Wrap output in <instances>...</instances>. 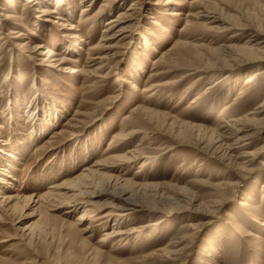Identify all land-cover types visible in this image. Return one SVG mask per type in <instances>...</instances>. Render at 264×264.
I'll use <instances>...</instances> for the list:
<instances>
[{
    "label": "rangeland",
    "instance_id": "374dc122",
    "mask_svg": "<svg viewBox=\"0 0 264 264\" xmlns=\"http://www.w3.org/2000/svg\"><path fill=\"white\" fill-rule=\"evenodd\" d=\"M4 1L0 147L22 151L14 173L21 197L37 201L60 185L72 190H61L63 196L38 206L22 202L15 212L4 214L0 264H264V228L256 222L264 221V153L257 158L258 170L248 174L234 165L235 158L226 155L225 160L224 149L211 141L212 130L225 119L245 115L247 103L254 110L264 100V92L260 100L242 95L248 70L242 63H226L221 55L225 46L244 44L253 34L232 27L264 30V0H149L144 10L142 4L136 7L133 26L121 43L91 56L108 20L127 12L135 0L116 5L106 0ZM45 8L56 12L49 23L41 17ZM85 8L89 12L83 13ZM72 27L76 29L70 31ZM33 30L39 38L30 37ZM30 38L46 46L43 53L51 49L54 58L32 55ZM107 54L112 59L101 64ZM62 59L68 60L69 70L80 66L107 77H74L57 66ZM222 63L221 70L206 71L208 65ZM8 74L16 77L12 83L4 82ZM121 76L134 78L141 91L130 85L119 88ZM7 106L11 110L3 114ZM29 112H34L31 119ZM136 115L141 122L136 123ZM196 127L205 128L200 136ZM65 132L79 136L65 141ZM253 143L251 151L264 145V137ZM134 151L133 163L119 161ZM3 158L0 154L4 166ZM91 167L99 172L97 185L88 189L94 198L72 199L83 188L70 184ZM114 179H120L118 184ZM125 180L136 186H126ZM231 181L240 183L235 197L218 212L200 216L207 220H197L196 211L219 197L218 185ZM117 197L136 202L139 212L114 215L121 205ZM69 198L90 204L66 214ZM240 200L249 201L254 210L240 207ZM192 224L202 225L194 231Z\"/></svg>",
    "mask_w": 264,
    "mask_h": 264
},
{
    "label": "bare ground",
    "instance_id": "6f19581e",
    "mask_svg": "<svg viewBox=\"0 0 264 264\" xmlns=\"http://www.w3.org/2000/svg\"><path fill=\"white\" fill-rule=\"evenodd\" d=\"M40 1L41 0H28V4L31 5V4L35 3V5H39ZM118 1H120V0H106V2H110L109 5H114V4L116 5L118 3ZM55 2H61V0H55ZM157 2H159V0H157ZM196 2L197 3H203V2H206V0H198ZM4 3L11 5L12 3H14V0H5ZM140 4H142L141 9L144 10L146 8V4H149V0H135V1H133L132 6L127 9V12H121L118 16L113 17L110 20H108V22L105 25L106 27H105V30L103 32L104 35H103L102 41H101L99 47H97L96 49H91L90 56H91L92 52H94L95 50H97L99 48L100 49L101 48H103V49L115 48V47H111L110 45H112L115 42H117V44H119V43H121V41H123L126 38L125 37L126 34H128L130 32V29L132 28L131 26H133L132 23L134 22V17H135L134 11H136V7ZM0 10H2L1 7H0ZM83 10H84L83 13L89 12L88 8H85ZM54 14H56L55 11H51L50 8H45L42 10V16L41 17H42V19H44V22L49 23V20L52 18V16ZM62 17H60V19L62 21H65V18H62ZM8 18H11V17H8ZM43 26L37 25V28L40 30V29H42ZM252 27H249L246 25L245 26L232 27L231 30H233V29L234 30H241V31H243V33H245L246 31H252L251 33H253V34L250 35L251 39H248L244 44L225 46L224 48L221 49V51H222L221 55H222V57L226 63L227 62L228 63L230 62L231 64L242 63L241 66L243 68H245L246 70H248V71L243 73V77H242V78H247L246 90H244V92L242 91L243 92L242 95H246V94L250 93L249 97L251 99L260 100L262 98V92H264V30L262 27H260L261 29H258V27L257 28H252ZM75 29H76L75 27H72L69 30L74 31ZM4 31H5L4 27L0 26V36H2L4 34ZM37 31L38 30H33V32L30 33V37H34V39H35V37L39 38ZM14 34H18V33H14ZM238 34L239 33L234 34L232 38H237ZM146 39L144 40V43H147L145 45L151 46ZM81 42L85 43L84 40H82ZM27 44L31 47L30 50H32V52H31L32 55L44 56V57H47V59H49V60H51L55 56L53 54L52 50L49 48H47L46 53H43V50L46 48V46L43 44H38L37 42H33V38L32 39L30 38V41ZM116 45H114V46H116ZM178 45L175 46L174 48H172L160 60V62H162L164 60L166 61L167 57H169L175 51L174 49H177ZM72 46L74 47L73 48L74 50L72 49V52L76 55L78 53V57H79L80 54L77 51V48H78L77 45L73 44ZM70 47H71V45L69 44L68 49ZM111 59H112V57H110L107 54L106 56H104L101 59L102 60L101 64H104L106 61H110ZM54 61H56V60H54ZM67 62H68V60L62 59L59 61V64H57V66L59 68L61 67L60 70H63V72H67V70H69V68L65 67V65H66L65 63H67ZM71 62H78V61H71ZM224 65H225V63L223 65L213 64V66L211 65V67L208 65L206 67V71L207 70L209 71L212 69H220V67L223 68ZM132 68H133V70H135V69L137 70V66H134ZM100 69H102V67ZM69 71H70V74L74 77L75 76L81 77L83 75L92 76V74L97 73L96 71L87 72L85 70H81L80 66L76 67V68H71ZM97 71H99V69H97ZM97 76H98V78H102V79H105L107 77V75H103L102 72L97 73ZM15 78L16 77H13V75L8 74V76L5 77L6 81H4V82L7 83V81H9L10 83H12V81L15 80ZM133 80H134V78H132V77L121 76L117 81L119 84L118 87L123 88L126 85H128V86L130 85L134 92H136V93L140 92L141 88H140L139 84H137ZM247 89H252L253 92H248L249 90H247ZM149 91H151V89L148 90V92ZM9 106L5 107L3 114H5L7 111L11 110L9 108ZM246 107L248 108V110H250L249 113H247L245 115L243 114V115L239 116L238 118H235V119H232L229 121H228V119L227 120L225 119V121H223L221 124H219V126L214 128L212 130L211 141L215 142L218 145L217 149H222V150L224 149V151H223L224 154L222 153L223 154L222 156H224L223 158L225 160L227 159V156L229 157L230 160L235 158L236 161H235L234 165L238 166L239 167L238 169L242 170L243 172H248V174H254L258 170L257 158H260L264 153V145H262L260 148L256 149L255 151H251L249 149L253 146V144H254L253 139L255 137H257V136H263L264 137V100L262 102H260L259 105L254 110L249 109L251 107V104H249V103H247ZM142 111L143 112L146 111V113H148L147 111H149V110H142ZM32 114H34V112L33 113L29 112L28 119L32 118V116H31ZM136 116H137L136 117V119H137L136 123L141 122V118L138 117L139 115H136ZM45 117H46V120H49L51 115L48 114V115H45ZM34 119L36 121V118H34ZM131 119L133 120L134 117H132ZM38 122H40V124H41V120L40 121L38 120ZM196 128L199 130L197 136H200L201 131L203 129H205L203 127H196ZM3 129H4L3 125L0 124V136L3 135V131H4ZM72 129H73V127H72ZM62 133H64V131L58 133L57 135H60ZM65 133H68V132H65ZM124 133H126V132H124ZM133 134H129V136L133 135ZM123 135L124 134H122L121 138H124ZM78 136L79 135H77V133L70 132V133H68V135L66 134V137L64 138V140L65 141H74V139H76ZM126 136L127 135H125V137ZM61 137H64V136H61ZM196 141L199 143L201 142L199 139H197ZM7 145H9V142L6 143V146ZM52 146H53V144H52ZM46 147L49 148L48 146H46ZM21 152H19V151L13 152L11 149L7 150V149H5V147H0V154H2V156H4V158H3L4 162L3 161L2 162L6 164L4 166L0 164V222L4 221L3 220L4 214L6 215L9 213L15 212L22 202L28 204L29 207L32 205H35V204H36L35 206H38V205H40V203L45 202L49 198L54 199V197L63 196V194L61 193V190H68V191L72 190L69 188H65V185H64V187H62L60 185V186H54L52 188L50 187L51 192H48V193L44 194L43 196H40L37 201L35 200V198H37V197H34V196H32V197H23L22 196L21 197V195H20L21 193L19 192V190H17V182H19V181L17 180L16 175L14 174L15 171L17 170L16 166H17V161L19 160V156L22 157ZM136 153L137 152L134 151V153L129 154L131 156H122L119 159V161H122V163L126 164V165L131 164L134 162L133 159H136V157H135ZM145 164L142 166V168L144 166H146ZM260 165L263 166L264 162H261ZM96 166H100V165L98 164ZM95 168H97V167H95ZM95 168L94 169H92V167L89 169L87 168L82 175L77 177V179L72 184H70V185H75L76 187L80 185L83 188L82 190L81 189L79 190V192H78L79 194H75L73 197H71L72 199L75 197H80V196H88V197L90 196V198H94V196L89 195L88 189L97 185L95 182V178L98 177L99 172L97 170H95ZM110 179H112V178H110ZM119 180L120 179H114V182L117 183V182H119ZM112 182H113V180H110V183H112ZM63 183H65V182H63ZM122 183L125 184L126 186H130V187L136 186V184H134L131 180H125V181H122ZM239 184H240L239 182H232V181L226 182V183L223 182V183L219 184L218 190H217L219 193V197L217 199H215L214 201L208 203L204 207V209H203L204 211H201V212L196 211L195 214L199 218L197 220L205 221L207 219L203 218V217L201 218L200 217L201 215L205 217V215H210L212 213H216L219 210L223 209L227 205V203L232 200V197H235V193L237 191V187H239ZM171 186H173V185H171ZM145 187L147 188L150 186H145ZM70 191H69V193H70ZM262 198H263L262 203H264V190H263ZM117 199L120 200L121 205L116 207L113 211H114V215L116 213H118V215H116V216H118L119 218H125V217L130 216L132 213L139 212L140 206L136 202L129 200V199H124L122 197H117ZM70 200L71 199L69 198V200L67 199L66 202H68ZM24 203H22V204H24ZM89 204H90L89 202H77V201L72 200V201L68 202V204H66L68 209H70L68 212H66V214H73L74 212L79 210L80 205L89 206ZM239 204H240V207H242V208H249L250 210H254L253 204H251L247 200H240ZM25 207H23V208H25ZM256 210L257 209H255V211ZM83 212L86 213L87 208ZM84 220H85L84 218H81L80 221L84 222ZM258 221L259 220L257 219L256 222L259 223L260 226H262L264 228V221H260V222H258ZM160 223L161 222H159V224ZM80 224H82V223H80ZM159 224L156 223L154 225H151L150 228H156V226H159ZM201 225L202 224H200V225L192 224L190 227L193 228L194 231H198L200 228L199 226H201ZM150 232H151L150 234L155 233L154 231H150ZM113 234L116 235V233H113ZM257 238H259V237H257Z\"/></svg>",
    "mask_w": 264,
    "mask_h": 264
}]
</instances>
